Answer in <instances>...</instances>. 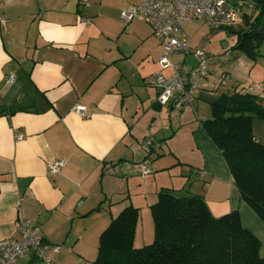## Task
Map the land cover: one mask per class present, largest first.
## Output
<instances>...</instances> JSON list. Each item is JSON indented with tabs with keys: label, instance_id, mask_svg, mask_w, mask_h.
Masks as SVG:
<instances>
[{
	"label": "crops",
	"instance_id": "0c3cea01",
	"mask_svg": "<svg viewBox=\"0 0 264 264\" xmlns=\"http://www.w3.org/2000/svg\"><path fill=\"white\" fill-rule=\"evenodd\" d=\"M136 1L0 0V240L19 238L18 221L27 218L46 243L69 248L54 254L56 264H93L100 233L127 205L138 208L133 245L152 241L149 206L166 188L201 196L216 217L236 210L264 256V222L239 198L200 126L221 93L247 91L264 101V74L251 78L259 60L239 55L232 74L208 72L178 111L160 105L149 83L159 43L147 22L120 17ZM237 24L224 27L237 30L242 17ZM199 103L208 105L200 118ZM13 104L23 108L10 112ZM149 136L160 148L143 145ZM59 157L65 164L49 174L48 163ZM137 162L149 172L139 175ZM15 264L37 262L30 251Z\"/></svg>",
	"mask_w": 264,
	"mask_h": 264
},
{
	"label": "trees",
	"instance_id": "16d2710c",
	"mask_svg": "<svg viewBox=\"0 0 264 264\" xmlns=\"http://www.w3.org/2000/svg\"><path fill=\"white\" fill-rule=\"evenodd\" d=\"M244 8L251 11H242V27H221L235 34L232 48L253 60L264 43V0L245 2ZM208 104L210 115L200 126L224 159L239 198L264 221V142L252 131L253 121H264V101L234 90ZM22 108L13 104L9 110ZM149 211L150 243L133 245L138 208L127 205L100 233L93 264H264L259 239L241 224L236 210L216 217L201 196L161 188Z\"/></svg>",
	"mask_w": 264,
	"mask_h": 264
},
{
	"label": "built area",
	"instance_id": "2783aa9c",
	"mask_svg": "<svg viewBox=\"0 0 264 264\" xmlns=\"http://www.w3.org/2000/svg\"><path fill=\"white\" fill-rule=\"evenodd\" d=\"M251 0H137L135 3L120 11V17L125 22L134 19L147 22L153 36L160 46V55L157 60L159 69L150 78V85L156 89V101L163 106L180 110L190 104L199 82L207 75V67L212 58L202 49H192L184 23L198 21L212 27L232 25L241 19L244 3ZM88 22L89 20L86 19ZM182 53L181 62H175L172 56ZM191 53L194 63L187 68L185 54ZM167 71V73H165ZM14 75L11 74L7 82L11 83ZM74 110L87 116L86 108L76 104ZM143 145L157 150L160 143L145 139ZM63 157L55 158L47 165L49 174L58 172L65 164ZM139 175L149 172L143 162H137ZM112 173L111 167L107 168ZM19 238L7 237L0 240V264H15L18 257L32 251L37 264H56L54 254L62 248L61 244H48L41 236L39 226L32 224L29 219L21 218L17 224Z\"/></svg>",
	"mask_w": 264,
	"mask_h": 264
},
{
	"label": "rangeland",
	"instance_id": "374dc122",
	"mask_svg": "<svg viewBox=\"0 0 264 264\" xmlns=\"http://www.w3.org/2000/svg\"><path fill=\"white\" fill-rule=\"evenodd\" d=\"M234 24V28H237L238 25H240L237 24V22H235ZM184 28L188 35H190L189 37L191 38L193 45L197 46V49H202L206 54L212 57L208 63V68L210 67V70H208V72H210L211 75H214L215 73H218L220 71H227L228 73L232 74V70H234L233 67L235 66L234 61L239 55L242 56V60L250 59L244 53H238L236 49L232 48L236 38L235 34L229 30H225L224 27H212L203 22L187 21L184 23ZM259 50L260 53L264 54V48H262L261 45ZM226 53H228V55H226ZM182 55V53H176L172 56V59L175 62L180 63L183 57ZM185 56L186 62L194 63V58L191 53L185 54ZM255 58L256 60H259V65L258 67H255V69L251 73V78L255 81H258L257 76L259 74H264V58H261L258 55ZM200 83L201 81L199 82V84ZM224 88L225 87H222V89ZM199 104L202 105H198L195 114L198 118L202 117L201 115H203V113L208 112L207 104ZM253 136L255 137V139L264 142V121L255 120ZM145 139H150L154 142L161 143V141H157L156 139L154 140V138L151 136Z\"/></svg>",
	"mask_w": 264,
	"mask_h": 264
}]
</instances>
